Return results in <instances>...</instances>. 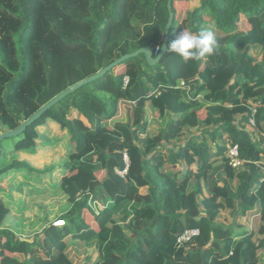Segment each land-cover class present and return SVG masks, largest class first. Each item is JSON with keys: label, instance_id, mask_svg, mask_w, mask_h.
I'll return each mask as SVG.
<instances>
[{"label": "trees", "instance_id": "1", "mask_svg": "<svg viewBox=\"0 0 264 264\" xmlns=\"http://www.w3.org/2000/svg\"><path fill=\"white\" fill-rule=\"evenodd\" d=\"M177 1L187 0L171 1L167 46L207 28L214 54L183 60L166 49L153 66L143 55L128 59L0 143L1 178L39 172L6 158L2 144L36 156L70 143L59 186L70 209L48 230L55 242L49 233L42 242L16 238L0 197V264H264V0H199L183 22ZM167 2L0 0V134L126 54L150 47L155 57ZM55 126L61 139L51 136ZM186 229L199 234L179 247Z\"/></svg>", "mask_w": 264, "mask_h": 264}, {"label": "rangeland", "instance_id": "2", "mask_svg": "<svg viewBox=\"0 0 264 264\" xmlns=\"http://www.w3.org/2000/svg\"><path fill=\"white\" fill-rule=\"evenodd\" d=\"M198 7L199 0L177 1L175 10L179 22L186 20L188 14ZM133 22L137 24L136 21ZM119 70L115 71V73L119 72ZM126 108V104L120 108V114L123 118ZM57 135L61 139L60 136L63 135V132H60L55 126L51 130V136ZM139 138L143 139V136L140 134ZM2 151L6 152V158L14 156L16 160L27 162L31 168L39 171L37 173H26L25 171L22 173H10L11 171H8L7 177H0V197H4L10 208L13 209V214L6 220L4 228L10 230L16 238L26 239L30 242L34 240L42 242L44 236L49 233L51 238H53V242H55V235L53 236L48 230H51L56 221L60 220L59 217L70 209L66 197L59 187L62 175L60 163H63V158L70 151L68 139L63 138L57 146L45 148L36 156L8 152L6 143L2 144ZM11 161V159H8L7 163L10 164ZM48 170H52V173H47ZM43 171L46 172L43 173ZM103 176L104 174L101 172L98 178L102 179ZM16 187L20 192L15 189ZM93 204L95 205V214L103 211L104 207L101 202L94 201ZM86 217L87 224L85 226L91 227L93 217L88 214ZM223 217L224 215H222L221 220ZM224 221L229 222L228 220ZM88 253L90 260H95L98 257V254L92 249L88 250ZM261 255V258H264V253H261ZM76 264H85V261L79 259L76 260Z\"/></svg>", "mask_w": 264, "mask_h": 264}, {"label": "water", "instance_id": "3", "mask_svg": "<svg viewBox=\"0 0 264 264\" xmlns=\"http://www.w3.org/2000/svg\"><path fill=\"white\" fill-rule=\"evenodd\" d=\"M171 1L172 0H168V2H167V9H168V12H169V18H168V22H167L166 27H165L164 37H163V40H162V43H161V47H160L159 53L155 57H153L152 50H151L150 47H142V48L136 50L133 53L126 54V55L118 58L117 60H115L111 64H109V65L105 66L104 68L100 69L94 75H92V76H90V77H88V78H86V79H84V80H82V81L70 86L69 88H67L66 90L61 92L59 95H57L54 98H52L48 103H46L44 106H42L34 114H32L28 118V120L22 122L17 128H15L13 130H10V131H7V132H4V133H1L0 134V143L2 141H4L5 139H11V138H15V137L19 136L26 129V127L30 126L33 122H35L46 110L50 109L51 107L56 105L58 102L63 100L66 96L72 94L73 92L77 91L81 87L96 81L100 77L104 76L106 73L110 72L112 69H114L117 66L121 65L126 60L135 58V57H137L139 55H143L144 58H145L146 63L149 66H153L156 63H158L159 60L162 58V56L166 52L167 43H168V34H169V30H170V27H171L172 21H173V14L171 12Z\"/></svg>", "mask_w": 264, "mask_h": 264}, {"label": "clouds", "instance_id": "4", "mask_svg": "<svg viewBox=\"0 0 264 264\" xmlns=\"http://www.w3.org/2000/svg\"><path fill=\"white\" fill-rule=\"evenodd\" d=\"M217 47L218 42L214 32L201 28L196 33L182 31L175 40L168 44L167 50L183 60H199L214 54Z\"/></svg>", "mask_w": 264, "mask_h": 264}, {"label": "built area", "instance_id": "5", "mask_svg": "<svg viewBox=\"0 0 264 264\" xmlns=\"http://www.w3.org/2000/svg\"><path fill=\"white\" fill-rule=\"evenodd\" d=\"M127 84V79H124V85ZM255 111H252V114H254ZM250 125L253 126L254 122L252 120H250ZM228 157H229V165L232 168H236L237 166H239L241 164L240 160H239V156H238V148L237 146L234 147H230L228 150ZM123 160L126 164V168L122 171H116V174L120 177H124L127 174V167H128V158L126 156V154H123ZM63 222L62 221H56V224L54 225V227H60ZM199 234V231L197 229H186L184 230L180 235L177 236L176 239V243L177 245L183 246L186 243H189L192 239L196 238Z\"/></svg>", "mask_w": 264, "mask_h": 264}]
</instances>
